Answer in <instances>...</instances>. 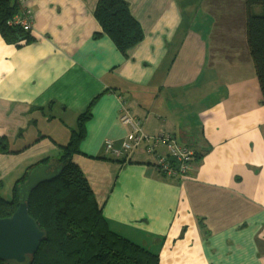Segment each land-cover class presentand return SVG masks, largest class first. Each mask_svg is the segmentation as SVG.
I'll return each instance as SVG.
<instances>
[{"label":"crops","instance_id":"crops-1","mask_svg":"<svg viewBox=\"0 0 264 264\" xmlns=\"http://www.w3.org/2000/svg\"><path fill=\"white\" fill-rule=\"evenodd\" d=\"M123 1L143 32L126 56L93 39L97 0H27L34 41L0 36V139L24 149L0 154V186L55 164L90 109L73 162L111 231L159 264H264V104L244 1ZM122 109L146 136L194 150L184 178L156 169L143 145L121 151Z\"/></svg>","mask_w":264,"mask_h":264},{"label":"trees","instance_id":"trees-1","mask_svg":"<svg viewBox=\"0 0 264 264\" xmlns=\"http://www.w3.org/2000/svg\"><path fill=\"white\" fill-rule=\"evenodd\" d=\"M243 1L247 44L264 104V0ZM19 9L14 0H0V36L8 44L34 41L32 30L8 25ZM94 18L100 32L94 33L93 39L107 37L123 56L143 38L140 25L123 0H97ZM89 110L78 117L76 130L71 132L67 144L59 147L55 165L61 166V173L38 186L27 202L29 216L45 235L35 255L27 258L25 264H159L157 253L109 229L84 174L73 162L80 153L85 125L91 118ZM169 135L176 140L173 134ZM22 150L9 151L7 140L0 139V154H18ZM48 160H40L30 170L48 164ZM25 177L14 184L12 198L4 199L0 195V219L15 212L16 189ZM0 264L5 263L0 261Z\"/></svg>","mask_w":264,"mask_h":264},{"label":"water","instance_id":"water-1","mask_svg":"<svg viewBox=\"0 0 264 264\" xmlns=\"http://www.w3.org/2000/svg\"><path fill=\"white\" fill-rule=\"evenodd\" d=\"M61 166L42 164L31 169L23 183L17 186L18 206L6 219H0V261L5 264H25L32 258L44 238L35 221L29 216L27 202L31 193L41 184L61 173Z\"/></svg>","mask_w":264,"mask_h":264},{"label":"built area","instance_id":"built-area-1","mask_svg":"<svg viewBox=\"0 0 264 264\" xmlns=\"http://www.w3.org/2000/svg\"><path fill=\"white\" fill-rule=\"evenodd\" d=\"M20 6L8 25L19 26L24 30H32L33 17L27 6V0H14ZM119 121L128 126V133L122 143L121 151L131 153L133 150L143 145L144 150L149 155H155L156 169L168 176H184L189 170V163L192 161V151L183 146H179L175 139L169 134L160 133L154 137L146 136L141 129V122L133 118L125 109L121 110ZM158 148H164L168 155L157 152ZM106 150L112 151L116 156L119 151L114 150L109 142L106 143Z\"/></svg>","mask_w":264,"mask_h":264},{"label":"rangeland","instance_id":"rangeland-1","mask_svg":"<svg viewBox=\"0 0 264 264\" xmlns=\"http://www.w3.org/2000/svg\"><path fill=\"white\" fill-rule=\"evenodd\" d=\"M220 3H223V4H220V7H228V2L227 1H221ZM176 141V140H175ZM176 143L179 145V146H183V147H185L186 149H188L189 151H192V153L194 152V150L191 148V147H189V146H187V145H185V144H181V143H179V142H177L176 141ZM19 154V153H18ZM160 154V153H159ZM15 155H17V154H15ZM162 155H168V153H167V151H165V153L164 154H162ZM194 157H195V152L193 153V155H192V161L194 160ZM191 161V162H192ZM191 162L189 163V165H191ZM154 166L156 167V163H154ZM191 167V166H190ZM190 167H189V170H190ZM188 170V171H189ZM161 173H163V172H161ZM12 190H13V187H11V186H9V185H6V187H4V186H0V195H1V197H3L4 199H6V198H12Z\"/></svg>","mask_w":264,"mask_h":264},{"label":"bare ground","instance_id":"bare-ground-1","mask_svg":"<svg viewBox=\"0 0 264 264\" xmlns=\"http://www.w3.org/2000/svg\"><path fill=\"white\" fill-rule=\"evenodd\" d=\"M191 166V165H190ZM159 170V169H158ZM161 172V171H160ZM164 175H166V174H164ZM187 175V173L184 175V176H180V177H178V178H184L185 176ZM166 176H168V175H166ZM168 177H171V176H168Z\"/></svg>","mask_w":264,"mask_h":264}]
</instances>
